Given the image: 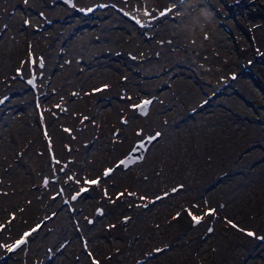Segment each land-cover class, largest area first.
<instances>
[{
	"label": "rangeland",
	"instance_id": "rangeland-1",
	"mask_svg": "<svg viewBox=\"0 0 264 264\" xmlns=\"http://www.w3.org/2000/svg\"><path fill=\"white\" fill-rule=\"evenodd\" d=\"M89 1L53 0L67 11L50 19L32 0H7L0 264H264V0ZM32 70L34 89L26 82ZM86 93L94 102L84 115L92 120L101 109H121L103 139L108 152L121 141L120 156L100 171L88 164L92 132L72 111L86 104ZM148 96L147 112L138 113L137 102ZM63 120L72 131L62 130ZM150 133L141 159L123 165L134 139ZM168 170L175 173L164 182ZM82 173L101 176L111 196L81 180L76 186ZM138 183L148 187L146 201L131 199ZM117 188L119 205L110 208ZM168 202L178 204L173 211L191 207L186 224L165 239L155 227L140 242L146 213L158 223L152 211ZM96 224L135 239L112 247L109 233L93 235ZM20 236L25 241L10 249Z\"/></svg>",
	"mask_w": 264,
	"mask_h": 264
},
{
	"label": "bare ground",
	"instance_id": "bare-ground-1",
	"mask_svg": "<svg viewBox=\"0 0 264 264\" xmlns=\"http://www.w3.org/2000/svg\"><path fill=\"white\" fill-rule=\"evenodd\" d=\"M74 1V0H73ZM81 0H78V2H80ZM91 1V0H90ZM89 1V2H90ZM95 1V0H94ZM97 1V0H96ZM100 1V0H99ZM2 2V3H1ZM32 2L36 5V6H38V9H40L42 12H43V16H47V17H52V19H55L53 16L55 15V17L56 16H60L62 13L64 14V12L65 11H67V8L65 7V6H63V4L61 3V4H55L54 2H53V0H32ZM86 2V1H85ZM85 2H81V3H78V4H80V6L81 5H83V4H85ZM142 2V1H141ZM5 3V4H4ZM75 3H77V2H75ZM92 3V2H91ZM97 3H99V2H97ZM144 3V2H143ZM90 4V3H89ZM94 4V3H93ZM147 4V3H146ZM21 5H24V6H26L25 4H21ZM20 5V6H21ZM104 5V4H103ZM155 5V4H154ZM79 6V5H78ZM79 6V7H80ZM90 6V5H89ZM93 6V5H92ZM153 6V5H152ZM7 7H8V2H7V0H0V27L3 29V31L4 30H6V28H8V24L7 23H5V19H4V15H6V11H4L5 9H7ZM68 7V6H67ZM81 7H83V6H81ZM33 8H34V6H33ZM55 12H57V13H55ZM70 12V11H69ZM51 17H50V19H51ZM66 17V16H65ZM27 18V17H26ZM59 18V17H58ZM59 21V20H58ZM56 23V22H55ZM59 23V22H58ZM25 25H27V23H25ZM54 26H56V27H54L55 29H57L58 28V26L57 25H54ZM17 42V41H16ZM35 51V50H34ZM105 51V50H104ZM36 58V57H35ZM24 59H26V58H24ZM24 62V61H23ZM25 62H26V60H25ZM24 62V63H25ZM35 63H36V61H35ZM25 66V65H24ZM25 68H26V66H25ZM24 68V69H25ZM29 70V68L27 67V71ZM25 71V70H24ZM113 72V71H112ZM22 73V72H21ZM30 73V72H29ZM115 74V73H114ZM25 75V74H24ZM28 75V74H27ZM107 77V76H106ZM54 78V77H53ZM98 78V77H97ZM100 78V77H99ZM103 78V77H102ZM110 78V77H109ZM114 78V77H113ZM113 78H110L111 80L113 79ZM100 80V79H99ZM96 81V83H97V81L98 80H95ZM102 81H103V79H102ZM98 82H100V81H98ZM104 82V81H103ZM108 82V81H107ZM110 82V81H109ZM108 82V83H109ZM112 82V81H111ZM51 83V82H50ZM104 84V83H103ZM110 84V83H109ZM102 85V84H101ZM100 86V85H99ZM93 88V87H92ZM99 88H101V87H99ZM94 89V88H93ZM109 89V88H108ZM92 90V89H91ZM101 91L102 90H105L104 88L103 89H100ZM106 91H107V89H106ZM105 91V92H106ZM109 91V90H108ZM100 92V91H99ZM103 92V91H102ZM95 94V93H94ZM103 94H105V93H103ZM89 95H92V93H90V94H88V93H86V97L85 98H83V99H85L86 100V104L85 105H75V107H74V109L72 110L74 113H73V116H74V122H77V123H79V124H81V126H83V128H87V127H89V129H90V132H92V134L90 135V137H93L94 139H95V143H96V145L95 146H91V145H87V147L89 146V147H91L92 148V150H91V157H90V160L88 161V164L91 162V163H94V166L92 165V169L93 170H95V171H100V168L102 167V168H104V167H106V164H109L108 162H110V160H112L113 158H115V157H119L120 156V153H121V151H120V149H121V141H119V140H114V143L116 144L115 145V148L113 149V150H110L109 152L107 151V148H106V146L104 145V143H103V139H104V135H106V136H108V133H109V128H111V127H113L117 122H118V120H116L117 119V114L119 113V112H121V109H119V107H114V106H112V109H111V112H108V110H104V109H101L99 112H98V118L99 119H97V120H92V118L89 116V115H87V116H85L86 115V113H88V111H89V107L90 108H92L93 106H92V102H94V100H93V98H91V96H89ZM97 95H99V94H97ZM94 96V95H93ZM102 97V96H101ZM62 110L63 111H65V109L67 108H69L68 107V105H62ZM54 108H56V105H54ZM103 112H108L109 114L107 115V116H104L103 115ZM85 114V115H84ZM120 115V114H119ZM62 123H64L61 127H62V130L64 131V130H66V131H72V125L69 123V121L68 120H63V122ZM66 131H64V132H66ZM72 133V132H71ZM101 135V138H99V136ZM72 137L74 136V134L72 133V135H71ZM89 138V137H88ZM88 140V139H87ZM87 140H85V143L87 142ZM76 143V142H75ZM75 149H76V146L74 147ZM106 148V149H105ZM115 161L116 160H113V162H114V165L116 164L115 163ZM80 164H84V159H83V157L82 158H80ZM110 166V165H109ZM101 168V169H102ZM129 171H134V170H136V168H131V169H128ZM85 171V169H83V172ZM117 172H119V171H114L113 173H112V176L113 177H115L118 173ZM175 172H173V173H170V171L168 170V173H163L164 174V182H168L169 180H168V178H172L173 177V174H174ZM84 174L82 173V174H79V175H76V178H75V181H76V186H77V183H79L80 182V180H81V184L80 185H83V186H85V187H87V188H89V190H91V192H96V191H98V189L99 188H102V191H101V193L100 194H102V197H109V196H111V194H109V190H106V189H104L103 187H102V183H103V181L101 180V176L99 177L98 175H93V176H89V177H84L83 176ZM126 175H130V173L129 172H127L126 173ZM92 178H94V183L93 184H91L90 183V179H92ZM71 181V180H70ZM69 181V182H70ZM74 182V181H73ZM71 183V182H70ZM72 184V183H71ZM138 185L140 186H137L138 187V192L136 191V188L135 189H132V188H130V196H131V199L133 200V199H140V200H147L148 199V197L150 196V195H148L149 193H147V194H145L144 192H143V190L144 189H147L148 187L145 185V184H141V183H138ZM128 187H129V185H128ZM122 188H123V186H122ZM122 188H117V189H115L114 190V192L112 193V200H110L109 201V203L110 204H113L110 208H112L113 206H118L119 204L118 203H115V199L114 198H117V199H119L118 197H119V190L120 189H122ZM126 193H127V191H126ZM114 197V198H113ZM192 198L193 197V195H191V194H185V196H184V199L185 198ZM102 199H104V198H102ZM130 200V199H129ZM92 205V204H91ZM90 205V206H91ZM110 206V205H109ZM175 207H178V204H172L171 202H168L163 208H161L160 207V209H158V210H154V211H152V213H153V215H156L157 214V221H158V223H152V221H151V219H149L148 218V214L146 213V216H147V220H149V221H147V222H145L144 223V226H142L143 227V229H142V231H141V233H137L136 235V237H138V239L140 240V242H142V243H145V241H143L147 236L148 237H152L153 236V229L155 228V227H159V229H158V237L160 238L161 237V239L163 238V239H165L166 238V236H170V235H173L174 233H175V230H176V228L178 227V225L179 224H186L185 222H184V220L186 219V217H188V216H190V209H191V207H189V206H186V208L184 209V210H178L179 208H177V209H175V211H173L172 210V208H175ZM240 208H241V210H243V211H247V205H246V203H244V204H241L240 205ZM229 210H228V212L227 213H229V211L231 210L230 208H228ZM169 211H171V212H169ZM159 213H164L163 214V216H159L158 214ZM181 213H184V216H181L182 218H181V220L179 221V222H174L175 220H176V217L177 216H179ZM228 215V214H227ZM254 218H255V216H254ZM252 219H253V217H252ZM108 221V220H107ZM188 221V220H187ZM190 221V220H189ZM188 221V222H189ZM232 221H234V220H232ZM191 222V221H190ZM189 222V223H190ZM249 222V221H248ZM100 223V222H99ZM108 223H110V222H108ZM167 223L170 225H167ZM176 224V225H172V224ZM241 223H242V221H241ZM240 223V224H241ZM164 224V226L165 227H161V225H163ZM188 224V223H187ZM75 225V224H74ZM77 225V224H76ZM239 225V224H238ZM242 225H243V223H242ZM96 226H97V230H96V232L97 233H94L93 232V235L94 236H96V237H99V238H101L103 235H104V233H109L110 234V236H111V238L112 239H109V242H110V245L112 246V247H118V244H121L122 246H125L126 245V243L128 242V241H130V243L132 242L133 243V241H134V237H133V235H129V239H128V236L127 235H123V234H120L119 232H117L116 230H118L117 228H116V226H114L113 227V225H108V224H106V225H104L103 227H100V226H98L97 224H96ZM84 227H86V226H84ZM146 227H147V229H146ZM240 227H242V226H240ZM82 229H83V227H81ZM87 228V227H86ZM92 228V227H91ZM90 228V229H91ZM77 229V228H76ZM80 229V228H79ZM84 230V229H83ZM92 230V229H91ZM238 230V229H237ZM84 231H86V230H84ZM76 232V231H75ZM82 232V231H81ZM164 232V233H163ZM222 232H224V235H225V232L227 233L228 231H222ZM78 233V232H77ZM85 233V232H84ZM189 234V233H188ZM86 235V234H85ZM92 235V234H91ZM217 235L218 234H216L215 236L217 237ZM114 236L117 238V237H119V238H117L118 240H115L114 239ZM242 237V236H241ZM89 238V237H88ZM189 239H192V237H188ZM188 239V240H189ZM127 240V242H125ZM153 241V240H152ZM190 241V240H189ZM153 242H155V241H153ZM204 242V245H211V242L212 241H210V239H206V240H204L203 241ZM129 243V244H130ZM157 243H158V238L156 239V242H155V244H156V246H157ZM128 244V243H127ZM156 246H154V247H156ZM193 246H194V244H193ZM210 247V246H209ZM149 249V248H148ZM116 250H117V248H116ZM116 250H114V251H116ZM113 251V252H114ZM210 251H211V249H210ZM212 253V252H211ZM206 258H208V256L206 255Z\"/></svg>",
	"mask_w": 264,
	"mask_h": 264
},
{
	"label": "water",
	"instance_id": "water-1",
	"mask_svg": "<svg viewBox=\"0 0 264 264\" xmlns=\"http://www.w3.org/2000/svg\"><path fill=\"white\" fill-rule=\"evenodd\" d=\"M68 5H70L72 3L73 0H64ZM27 83H29L31 85V87H34V73H32L29 77L26 78ZM152 99V97L148 96L143 98L142 100L138 101V103L136 104V109L138 112H140L141 114H144L147 112L148 110V105L150 100ZM155 135V133H151V134H146L142 137H140V139H135L129 152L125 155H123L120 159L121 162H123V165H128L131 164V162H134L135 160H139L141 159V157L143 156L144 152H145V148L148 145L149 141L151 140V138ZM259 237H261V234L258 235ZM24 241L23 237H20L17 241H15L12 245L11 248H16L17 246H19V244Z\"/></svg>",
	"mask_w": 264,
	"mask_h": 264
}]
</instances>
